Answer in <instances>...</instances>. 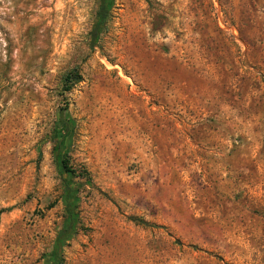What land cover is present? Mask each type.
I'll return each instance as SVG.
<instances>
[{"label":"rangeland","instance_id":"rangeland-1","mask_svg":"<svg viewBox=\"0 0 264 264\" xmlns=\"http://www.w3.org/2000/svg\"><path fill=\"white\" fill-rule=\"evenodd\" d=\"M95 7L0 0V264H45L63 178L62 264H264V0H114L89 49Z\"/></svg>","mask_w":264,"mask_h":264},{"label":"trees","instance_id":"trees-1","mask_svg":"<svg viewBox=\"0 0 264 264\" xmlns=\"http://www.w3.org/2000/svg\"><path fill=\"white\" fill-rule=\"evenodd\" d=\"M113 5L114 0H96V7L88 31L89 49H92L96 46L99 36L104 30L105 22L107 21ZM79 80L80 76L74 69L67 71L61 80L62 90H68ZM66 127L67 125L65 121L56 122L54 126V137H59L62 139L60 132ZM57 168L58 171L63 175L71 174V170L66 166L62 159L59 160ZM59 198L63 205L65 218L61 227L54 235L45 264H62L61 249L65 242L70 240L76 234L78 229L77 204L79 202V196L77 187L72 185L67 179L63 178L61 182V193ZM140 223L144 225L147 224L146 221H143L142 219H140Z\"/></svg>","mask_w":264,"mask_h":264}]
</instances>
